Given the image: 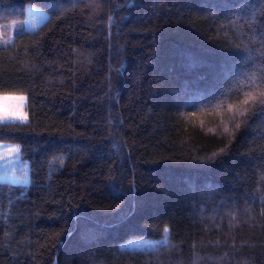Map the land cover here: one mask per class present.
Listing matches in <instances>:
<instances>
[{"label": "trees", "instance_id": "1", "mask_svg": "<svg viewBox=\"0 0 264 264\" xmlns=\"http://www.w3.org/2000/svg\"><path fill=\"white\" fill-rule=\"evenodd\" d=\"M262 17L264 0H0V93L28 98L0 143L30 165L0 180V264H264V104H241Z\"/></svg>", "mask_w": 264, "mask_h": 264}, {"label": "rangeland", "instance_id": "2", "mask_svg": "<svg viewBox=\"0 0 264 264\" xmlns=\"http://www.w3.org/2000/svg\"><path fill=\"white\" fill-rule=\"evenodd\" d=\"M48 18L49 13H47L41 7L32 5L27 8V19L25 24L28 29H37L39 26L43 25V23H45ZM17 95H24L26 97V105L23 111L27 114V95ZM15 123L20 122L16 121ZM13 146H15V144L0 143V180L8 181L14 184L27 185L30 181L29 162L24 161L21 158L20 152L16 153L14 151H11ZM131 243L134 246H142L145 243H148V241L143 242L141 240H137Z\"/></svg>", "mask_w": 264, "mask_h": 264}, {"label": "snow or ice", "instance_id": "3", "mask_svg": "<svg viewBox=\"0 0 264 264\" xmlns=\"http://www.w3.org/2000/svg\"><path fill=\"white\" fill-rule=\"evenodd\" d=\"M261 22L264 23V17L261 18ZM8 42V40L4 41V43ZM249 55H251V53H249ZM257 100H259L261 104H264V81H260L252 91L245 92L244 99L241 101V104L248 105L250 102H256ZM25 105L26 97L24 95L0 93V125H4L8 122L15 124L16 121H19L21 124L27 123L28 116L23 111ZM233 109V105L228 106L229 112L233 111ZM245 111H247V109L241 110L239 114L242 116L244 115ZM236 127H240L239 123L236 124ZM11 151L19 153L20 146H13ZM164 232L165 236L162 242L166 244L168 243L167 234L169 232V229L166 227L164 229Z\"/></svg>", "mask_w": 264, "mask_h": 264}]
</instances>
